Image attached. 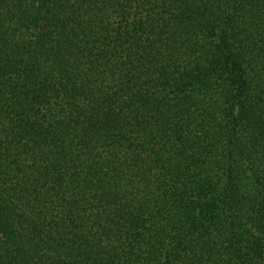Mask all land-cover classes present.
<instances>
[{
  "label": "trees",
  "instance_id": "trees-1",
  "mask_svg": "<svg viewBox=\"0 0 264 264\" xmlns=\"http://www.w3.org/2000/svg\"><path fill=\"white\" fill-rule=\"evenodd\" d=\"M0 264H264V0H0Z\"/></svg>",
  "mask_w": 264,
  "mask_h": 264
}]
</instances>
